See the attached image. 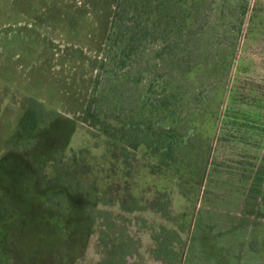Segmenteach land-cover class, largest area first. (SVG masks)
Here are the masks:
<instances>
[{"label":"rangeland","instance_id":"rangeland-1","mask_svg":"<svg viewBox=\"0 0 264 264\" xmlns=\"http://www.w3.org/2000/svg\"><path fill=\"white\" fill-rule=\"evenodd\" d=\"M163 2L0 0V146L2 132L11 134L0 158V193L29 199H20L21 239L30 252L48 253L46 264H100L106 255L117 258L120 240L132 245V264L171 263L163 251L168 243L180 248L172 264H264V217L256 204L264 192V0ZM119 8L132 32L118 29ZM169 31L185 62L212 58L210 43L226 64L190 90L158 72L142 71L122 85L121 71ZM193 40L202 53L190 58L185 48L193 51ZM211 80L232 84L229 105L227 91L212 90ZM207 101L218 117L206 113L208 121L187 126L190 109ZM132 116L149 117L147 129L127 124ZM145 136L158 143L160 167L147 166L132 145ZM55 157L58 179L48 162ZM64 190L81 203L73 215L85 222L91 213L93 223L87 242L86 232H76L79 246L58 261L52 246L62 234H42L31 222L43 219L58 230L62 217L49 198ZM10 237L0 233L1 240ZM40 237L37 245L32 239ZM5 244L1 262L14 248Z\"/></svg>","mask_w":264,"mask_h":264},{"label":"trees","instance_id":"trees-1","mask_svg":"<svg viewBox=\"0 0 264 264\" xmlns=\"http://www.w3.org/2000/svg\"><path fill=\"white\" fill-rule=\"evenodd\" d=\"M166 4L167 1L169 0H163ZM149 2V1H148ZM169 3V2H168ZM168 5V4H167ZM119 16L118 19H116L115 21L117 22V27L120 30H123L124 28H127V30H130L132 32L131 29H129L131 27L132 24V20L131 18H126V14L125 12L119 8ZM184 20L189 22V15H185ZM186 21V22H187ZM128 25L130 27H128ZM173 32L169 31L166 33V35L160 39L157 42V45L155 47L152 48H142L140 52H138L137 54V61L138 63H136V65H132V67L127 68L125 70L121 71V78L119 79V82L122 85H128L129 82H131V80H135L139 77L140 73L142 71H144L147 74V77L150 76L152 74V72L154 73H160L161 77L164 79V81H172L173 83H175V86L177 85L178 88L181 86L182 88H188L190 89H194L196 87H198V85L203 84L204 80H203V75H208L211 78H215V75L217 73H219V71L221 70V68L226 64L223 61L225 60L226 55H220L219 49H218V45H211L210 43L208 46H206L205 48H207L212 54V58H207L203 61L199 60V61H188V64L186 61L185 56H179L176 54V52L173 50L174 47H178L179 46V42L176 43V41L174 40V38H172ZM171 35V36H170ZM192 37H188V39L191 41ZM197 41V39H196ZM194 42V50H189V47L185 48L186 52L190 54V58L198 56V54L196 53V50L199 53H202V51L198 48L200 47L199 44L195 45V41L193 40L192 43ZM186 43V42H185ZM198 46V47H197ZM184 50V49H183ZM223 54V53H222ZM208 55V53H207ZM208 57V56H207ZM188 59V58H187ZM232 66V63L230 64V67ZM205 83V82H204ZM217 83H219L217 80H211L209 82L210 88L212 90H215V92H220V91H227L226 97H227V103L226 106L229 105L231 102L230 100L233 98V87L231 84L230 88H226L224 85L223 86H218ZM184 91V90H183ZM185 93V92H184ZM191 91H188L186 93V95H190ZM191 96V95H190ZM189 100H191L189 98ZM201 105V104H200ZM195 106L192 109H190L188 116L186 117V121H187V126L188 123L191 127H195L198 126L200 124H202L205 121H208V117H206V113L209 114H213V116L218 117V115L216 114V109L212 108L210 109L212 106V102H206V103H202V105L200 106ZM229 107V106H228ZM208 108V110H207ZM149 117H136V116H132L130 118V121L127 122V124L131 125V127L135 128V130H142V129H147V127L145 126V123H147V119ZM110 121L112 123L118 124L120 122H116L118 121L115 118L110 119ZM124 125V124H123ZM186 126V127H187ZM126 128V126H125ZM195 129V128H194ZM198 134V133H197ZM207 134V133H206ZM2 137L4 142L6 141L5 146H0V158L2 155L6 154L7 150L9 149V145L7 143L8 138L11 136L10 132L8 131H4L2 132ZM213 135V134H212ZM163 136V134L161 135ZM207 137V136H206ZM213 137V136H212ZM143 137L142 139L139 138L138 142L133 143L132 145L134 147L137 148L138 152H143L145 154V157L147 159L148 165L147 166H152L153 168L155 167H160L161 164H158L157 160L159 158V156L154 153L155 151L153 150L154 145L158 144L157 141L154 140H150L149 138ZM205 143V141L203 143H201L200 148L203 146V144ZM55 145V142H51V145ZM165 147H159V150H164ZM60 152V151H59ZM57 152V153H59ZM56 153V151H55ZM136 155V154H135ZM50 161H48L51 165V170L53 171V174L55 175V178L58 179V177H60V172H61V167L59 166L58 163V159L55 158H49ZM47 163V162H46ZM45 167H47V165L45 164ZM44 165L43 163H38L37 166H35V170L36 172H40V169H43ZM247 167H245L244 169H246ZM34 170V171H35ZM250 170H245L244 175L247 178H250ZM244 176V177H245ZM177 181H179V179H176ZM47 182V184L49 183L48 180L45 181ZM46 185L45 183L43 184V186ZM88 188H90L88 186ZM69 191L72 192V190L68 189ZM6 191H3V199L1 198V193H0V233L2 232L4 235H8L11 236V239H0V244H2L4 246L5 243H9L11 244L12 242H14L13 246V250H11L12 252V256L10 257L9 261H3L0 263L2 264H46V261L44 260V258L48 255V253H46L44 255L43 252H30L29 249L32 247L28 246L29 244L21 239V229H20V219L22 218V215H25V212L23 210V208H21L20 206L22 205L20 202V199H23L21 196L16 195V196H12V197H7L6 196ZM59 193V198L56 199L55 194H53L52 196H50L49 200H51L52 202L55 201V204H57V207L60 215H61V219L57 220V228L58 230H56L55 226H48V223L41 219H34V222H31L32 219L29 217L30 222L32 223V225H35L37 223H40L39 227L42 230L41 233L42 234H51L54 235L55 233L58 234H62L60 237H56V239H59L58 241H55V246H52V248H57L55 250H53L52 255L56 258V260H61L62 256H67L66 253H68V251H72V249L74 247H78V242L77 239L75 238L76 232L79 231V233H83L86 232V236L84 237V240L82 243H86L88 240V234L90 233L86 228L87 225L88 227L92 225L93 223V217L91 216L90 213V219L85 220V222H82L81 219L79 218L80 216L78 215H73L74 210L78 207V205H80L81 203H77L75 200H69L67 192L64 190L63 192H58ZM25 200H29L27 198L24 197ZM23 199V200H24ZM261 202L256 203L258 206V211L257 213L259 215H262L264 217V192H263V197L261 198ZM16 201L18 203V207L15 208L13 205V202ZM57 201V203H56ZM66 201H68V205H66L67 203H65ZM69 202H71L69 204ZM73 211V213H72ZM89 210L88 209H83V218L85 215H89ZM101 212H103L105 215L106 213L108 214V212H106L104 209H100ZM55 213L53 214L54 217ZM75 216V217H74ZM28 217V216H26ZM79 218V220H78ZM74 220H78L79 223L81 224H77L74 226ZM104 223H106L104 221ZM83 224V225H82ZM107 224V223H106ZM2 225V226H1ZM161 227V225H160ZM161 228H164V226H162ZM52 231V232H51ZM173 232H171V234L175 233V229L172 230ZM12 232V233H10ZM10 234V235H9ZM29 234V232H28ZM61 237L65 238V240H61ZM16 238V239H15ZM15 239V240H13ZM40 238L38 239H32L34 242L40 243ZM54 240L53 237H51L49 239V242H52ZM166 243V242H165ZM60 246H56L59 245ZM81 244V242L79 243ZM6 245V244H5ZM60 247H62V249L64 251H60ZM114 247V246H113ZM132 245L129 243V241L126 242H122V240L119 241V244L115 245V249L113 251L114 254H117V258H115L113 255H109V256H105L100 264H132L130 262L127 261V253L128 252H132L131 250ZM75 249V248H74ZM160 250V246L157 248ZM172 247V244L170 245L168 243L167 248H164L163 251L167 252V255L165 256L167 259H170L172 262L176 261L179 259L180 256V248L175 249ZM49 251V250H48ZM47 251V252H48ZM158 250H156L157 252ZM14 252V253H13ZM20 254V256H15V254ZM2 255V254H1ZM169 263V264H172Z\"/></svg>","mask_w":264,"mask_h":264}]
</instances>
